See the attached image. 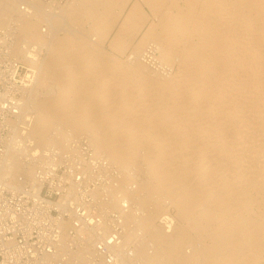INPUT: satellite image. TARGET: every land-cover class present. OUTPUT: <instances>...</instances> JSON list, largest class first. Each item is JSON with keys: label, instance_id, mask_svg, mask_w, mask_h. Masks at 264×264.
I'll return each mask as SVG.
<instances>
[{"label": "bare ground", "instance_id": "bare-ground-1", "mask_svg": "<svg viewBox=\"0 0 264 264\" xmlns=\"http://www.w3.org/2000/svg\"><path fill=\"white\" fill-rule=\"evenodd\" d=\"M142 1L155 18L141 0H70L51 18L37 0H0L8 51L36 75L20 89L4 174L35 171L39 153L69 152L68 136L86 133L118 171L100 206L133 226L111 264H264V0ZM146 23L127 61L104 54L109 34L123 51ZM88 233L66 264H104Z\"/></svg>", "mask_w": 264, "mask_h": 264}, {"label": "built area", "instance_id": "built-area-1", "mask_svg": "<svg viewBox=\"0 0 264 264\" xmlns=\"http://www.w3.org/2000/svg\"><path fill=\"white\" fill-rule=\"evenodd\" d=\"M11 41L10 36L0 31V264H66L69 252L77 249L72 243L82 245L85 231L90 234L89 240H94L98 255L104 257V264H111L115 254L109 246L116 236L131 228L122 224L121 210L100 206L104 199L111 200L110 188L105 184L116 174L110 166L101 167L108 165L106 160L78 141L73 151L66 153L50 148L45 154H54L53 161L39 153L43 159L35 171L4 174L6 167L11 166L8 148L13 144L15 125L11 120L19 119L27 94L20 89L36 76L34 68H27L9 53ZM104 171L111 176L107 183L102 182ZM120 204L127 208L124 201ZM102 220L112 227L108 234L93 229ZM82 228L84 231L80 233ZM137 238L140 234L123 240L122 248L118 245L112 250L125 253Z\"/></svg>", "mask_w": 264, "mask_h": 264}, {"label": "rangeland", "instance_id": "rangeland-1", "mask_svg": "<svg viewBox=\"0 0 264 264\" xmlns=\"http://www.w3.org/2000/svg\"><path fill=\"white\" fill-rule=\"evenodd\" d=\"M67 1H70V0H37V3H38V5H36V7H37V11L45 18V17H47V18H51L54 14H56V16H58V13L60 14L61 12H62V10L66 7V3H68ZM130 2V3H129ZM129 4L127 3V5H126V8L128 9L129 8V6H130V4L133 2V0H129ZM35 4V3H34ZM66 4V5H65ZM145 10H147L148 11V7H145ZM51 13V14H50ZM53 14V15H52ZM46 15V16H45ZM52 15V16H51ZM55 16V17H56ZM120 17H118V24H119V22L122 20V18H123V16H124V14L123 15H119ZM117 23V22H116ZM70 29L72 28V31H74V32H76V30L78 29V30H81L82 32H85V33H87L86 32V27L87 26H85V25H81V26H79L78 24H70ZM118 26V25H117ZM147 26H148V23H146L144 26H143V28L141 29V30H139L136 34H135V36H134V38L132 39V45L133 46H131V45H128L127 46V48L126 49H123V51H117V50H114L113 48H112V46L110 45V43H109V41H110V38H111V35L112 34H109V36H108V38L107 39H109L108 41H107V39L104 41V43H103V46H102V50L104 51V54H106L107 56H111L112 58H114V59H120V60H122V61H127V59H128V57H130L131 56V51H133L134 50V48H135V44L138 42V40L141 38V36H142V33H143V29H146L147 28ZM61 27V29L59 30V32H58V34H59V36H61L63 33H64V29H66L68 26H62V25H60L59 26V28ZM63 28V29H62ZM75 30H74V29ZM3 28H0V31H2V32H5L6 33V30L5 29H3ZM68 29V28H67ZM142 32V33H141ZM11 37V36H10ZM12 38V37H11ZM107 41V42H106ZM135 42V43H134ZM107 48V49H106ZM129 49V50H128ZM110 50V51H109ZM113 50V51H112ZM130 52V53H128V52ZM114 53V54H113ZM127 53V54H126ZM155 54V57H158L159 58V53L157 52H155L154 53ZM117 55V56H116ZM127 55H128V57H127ZM119 56H120V58H119ZM121 56H122V58H121ZM16 57V56H15ZM126 57V58H125ZM18 60H20V58L17 56L16 57ZM175 63V64H174ZM172 64H174V69H175V71H179V69H180V66H179V64H177L176 62H172ZM24 66H26L27 68H29L30 66L27 64V65H25L24 64ZM162 66V65H161ZM167 66H168V64H167ZM170 67V66H169ZM85 136V137H84ZM84 138V139H83ZM87 135H86V133H80V134H77V133H72L70 136H68V138H67V140H68V143H69V148H71L70 150L71 151H73V145L76 143V142H78V141H81V142H83L86 146H87V148H88V150L90 151L91 150V147H90V140H89V138H88V140H87ZM73 142V143H72ZM87 143V144H86ZM90 147V148H89ZM92 151H94L93 150V148H92ZM96 155V154H95ZM102 155V156H101ZM97 157H99V158H103V159H105L106 157H105V155H103V154H100V155H96ZM106 160V159H105ZM107 161V160H106ZM112 168V167H111ZM115 169H114V171L115 172H118L116 169V167H114ZM133 170H134V168H133ZM131 172H133V171H131ZM104 174H103V177H102V182L103 183H107L108 181H109V179L111 178V176L108 174L109 172H103ZM121 173H122V171H121ZM123 174V177H124V173H122ZM134 174H135V172H134ZM136 175V174H135ZM138 176V175H137ZM138 178V177H137ZM141 179V178H140ZM139 179V180H140ZM134 182H136V179H135V181ZM102 183V184H103ZM106 198V197H105ZM112 207V206H111ZM112 208H117V207H112ZM137 210V209H136ZM167 211V213H170V214H175L176 213V208H174V207H171V208H169L168 210H166ZM138 212V211H137ZM162 214V213H161ZM158 215V217H156V223H160V220L163 218V216L164 215ZM165 214V213H164ZM158 218H160L159 220H158ZM131 224V226H128L129 228H132L133 226H132V223H130ZM190 235L193 237V239H195V237H194V233L193 232H190ZM187 247H189V246H187ZM240 264H248L247 262H245V261H242Z\"/></svg>", "mask_w": 264, "mask_h": 264}, {"label": "crops", "instance_id": "crops-1", "mask_svg": "<svg viewBox=\"0 0 264 264\" xmlns=\"http://www.w3.org/2000/svg\"><path fill=\"white\" fill-rule=\"evenodd\" d=\"M133 2H134V0H133ZM133 2H132V3H133ZM142 2H143V1L141 0V4H143L144 7H147V5H145L144 2H143V3H142ZM162 10H163V9H162ZM146 11H147V10H146ZM147 13L149 14V16H150L151 19L156 17L155 14H154V12L151 10L150 7L148 8Z\"/></svg>", "mask_w": 264, "mask_h": 264}]
</instances>
